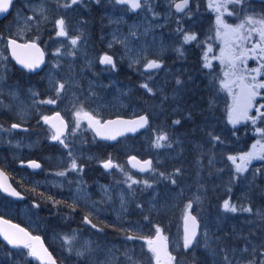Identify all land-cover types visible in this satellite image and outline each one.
Masks as SVG:
<instances>
[{
  "label": "rangeland",
  "instance_id": "374dc122",
  "mask_svg": "<svg viewBox=\"0 0 264 264\" xmlns=\"http://www.w3.org/2000/svg\"><path fill=\"white\" fill-rule=\"evenodd\" d=\"M176 1H143L141 9L133 13L129 4L116 0H79L76 4H71V0H16L0 26V111L6 112L11 121L6 125L0 120V166L16 179H21L20 175L27 178L19 169L22 156L33 151L40 153L50 146L41 142L46 137L45 129L40 131L42 137L39 127H33L37 136L31 140V132L22 136L11 129L12 124L26 126L33 121L42 126L44 118L57 110L69 115L75 125L62 138L63 144L47 133L49 141L59 146L46 158L55 165L56 160L62 163L66 156L83 155L81 137L88 136L87 130L80 128H85L87 119L81 115L77 127L78 111L100 120L140 115L150 120L149 128L139 136L122 139L112 148L103 146L102 154L89 156L97 157L98 162L111 159L116 167V174L106 178L109 185L101 188L110 207H89L86 203L108 219L104 223L107 235L97 242L92 232L51 228L48 242L58 264H156L146 241L156 239L157 228L173 257L170 264H206L207 257L208 264H245L244 258L232 259L237 249L248 248L241 244L248 243L260 228L259 221H264V207L258 206L264 193V159L260 158L264 156V117L260 115L264 113V89L258 90L260 94L253 101H257L256 108L248 111L250 118L233 124L229 114L232 94L239 91V82L231 83L236 78L224 75L229 71L220 59L225 48V29L217 24V16L232 27L245 23L247 17L262 19L264 0H243L241 4L223 0L226 7L219 12L210 6L218 0H192L183 15L173 11ZM66 4L71 6L65 7ZM92 4L105 20L97 22V27L93 25L95 17L87 14L94 13ZM60 19L65 21L66 36L57 34L56 22ZM249 27L245 23V35ZM186 34L195 35L196 39L186 43ZM9 38L33 41L43 48L46 63L34 75L37 78H26L24 83L15 80L17 69L6 49ZM72 39L77 40L75 45ZM91 39L97 43L92 53L87 50ZM258 40L253 34L250 41L237 43L250 49ZM105 55L112 57L115 67L100 62ZM152 60L164 65L145 72ZM261 63L264 61L258 54L250 53L236 69L237 76L244 74L250 79V70ZM55 77L61 80L57 82ZM29 80H34V84ZM257 80L264 82V74ZM39 81L43 86L38 85ZM60 82L69 86L60 90ZM222 82H228L231 91ZM48 100L55 103H46ZM6 113L0 112V119ZM177 120L180 123H174ZM77 133L80 136L74 138ZM162 134L167 140H161L162 146L156 147ZM250 152L255 153L254 158L245 164L243 172H237L228 157L239 158ZM132 156L151 160L152 170L144 174L130 168L127 159ZM33 174L29 172L30 179L39 183ZM51 177L49 170L43 174V179ZM47 181L53 186L59 184L57 180ZM78 184L73 189L75 196L87 200L90 192L81 189V180ZM225 200L234 204L237 211H225ZM97 203L102 204L100 199ZM243 208L251 211H242ZM37 209L33 199L22 203L0 194V216L10 221L23 222L37 230L41 218ZM53 209L57 212L59 206L54 205ZM189 216L201 224L198 238L185 249L184 223ZM225 225L230 228L226 248L219 235ZM29 251L11 250L0 242V264H38L30 258ZM250 258L248 264L257 261V255Z\"/></svg>",
  "mask_w": 264,
  "mask_h": 264
},
{
  "label": "flooded vegetation",
  "instance_id": "af4514ba",
  "mask_svg": "<svg viewBox=\"0 0 264 264\" xmlns=\"http://www.w3.org/2000/svg\"><path fill=\"white\" fill-rule=\"evenodd\" d=\"M84 1L87 2L89 0H84ZM93 6L94 5L92 4V10H93ZM84 14L85 12H82V16H84ZM87 14L91 15L90 18L95 17V24L93 22V25H95L96 27H97V22H99L100 20L105 21L103 20L104 17L102 18V16L96 13L95 11L94 13L87 12ZM226 20H227V16H226ZM107 28L109 29L108 25ZM91 32H93V29L91 30ZM104 33H106V31H104ZM94 43L97 44L92 39L88 42L89 49L87 50H89L90 53H92V51L95 50ZM112 49H116V47ZM158 63H161L160 68L164 65L162 62H158ZM29 77H35V76L29 75ZM56 80L58 82L61 80V78L57 77L56 79L55 77V81ZM104 81H106V79H104ZM20 82L24 83L23 79ZM29 82L34 84V80H29ZM59 84H61V82ZM64 86L67 87L69 85L65 83ZM256 103L257 101H255V103L253 104L251 110H254L256 108ZM54 114H60L63 120L65 121L66 130L64 134L61 136V139L62 138L65 139L71 133L72 127L75 124L72 123L71 117L65 114L62 110H57L56 113ZM64 114L66 116H63ZM95 119L99 120L101 124H103L106 120H108V119L100 120L98 118ZM86 121L87 122L85 128H80L82 130H87L86 134L88 136V138L81 137V145L84 147L83 155L81 157L80 155L66 156L63 159L62 163L56 160L55 165L47 161L46 158H48L53 152L59 149V146L51 143L47 138L48 137L47 133H49L51 136H54L59 131L56 128V126L51 122H45V120L42 122V126L38 122L37 124L33 123V121H29L26 124V126L17 124L21 128H25L27 130L26 132L20 130L16 132H18L22 136H24V134L29 135L31 132V137H30L31 140L33 139V136H37V133H34L32 131L33 127L34 128H36L37 126L39 127L38 132L42 137L44 136L40 131L45 129L46 133L44 135L46 137L42 138L41 142L44 145L48 144V146L50 147L45 151L41 149L40 153L38 151H33L26 156H22L21 158L22 160L19 164V169L21 174L25 173L27 175V178H24L22 177V175H20L21 179H17L16 189L23 196V200L19 202L26 203L30 199H33V207L38 208L37 212L41 217L38 229L36 230L29 226H26L23 222H14V221L12 222L27 229L32 235L41 237L45 242L46 247L52 253L53 256L55 250L48 242L51 228L52 229L54 228L56 230L60 227H63L61 229L64 230L75 228V229H79L82 234L92 232L95 235V240L97 242L102 241L104 236L107 235L105 233L106 225L104 223L107 222L108 219H105L102 215H99L97 208L95 207L88 208V206L91 207L93 206V204H96L97 206L110 207L111 204H109V202L105 200L101 194V188L103 185H109L110 182L106 178L109 177L112 173L116 174V167H112L109 171H105L103 169V165L108 160L105 162L102 161L98 162L97 157L90 159L89 156L95 153L102 154L103 146L105 148H112L122 139L116 143L101 142L97 139L94 133V127H90L88 120ZM78 136H80V133H77V136H75L74 138H78ZM127 138L128 137L123 139H127ZM31 160L37 161L41 165L39 171H31L24 167V164ZM73 161H75L76 168L72 167ZM113 165H115V163H113ZM1 168L8 174L7 170H5L3 167ZM81 168H82L81 172L78 173V171ZM47 170H49V173L51 172L52 177L43 179V174H46ZM29 172L34 173L32 175L33 176L32 178L37 177L34 178V180H38L39 183L36 184L35 181L30 179ZM55 173L58 174L57 177L54 176ZM59 173H64V174L60 175ZM47 179H50L52 181L57 180L59 186L58 185L53 186L51 182L47 181ZM79 180L82 181L81 189L83 191L90 192V197L87 200H84L82 196L76 197L73 192V189L78 187ZM98 199L101 200L102 204L97 203ZM86 203H88V206L86 205ZM54 205L59 206L58 210L55 209V211L57 212H54V209L52 210V206ZM258 206L264 207V193H262V195L260 196V202L258 203ZM109 214L110 216L112 215L110 210H109ZM85 217H87V221H90V223L86 222ZM93 225H95V227H93ZM259 226L260 228L257 229V233L255 235L250 236V241L244 245L241 244V247H248V248L242 251H239L237 249L232 260H235L236 258H241V259L244 258L245 264H248L249 259H251L250 257L257 255V261H255L254 264H264V221L263 220L259 221ZM252 246H255V248H252ZM236 247H238L237 244Z\"/></svg>",
  "mask_w": 264,
  "mask_h": 264
},
{
  "label": "snow or ice",
  "instance_id": "6c2138e0",
  "mask_svg": "<svg viewBox=\"0 0 264 264\" xmlns=\"http://www.w3.org/2000/svg\"><path fill=\"white\" fill-rule=\"evenodd\" d=\"M12 0H0V13L8 11V8L11 4ZM79 0H71V4H76L78 3ZM117 3L121 4H130L132 9H137L141 7V0H116ZM243 0H227V3H234V4H241ZM188 5V0H182L181 3H176L175 8L178 12L183 11ZM71 5L66 4L65 7H70ZM211 7H214L217 12L220 11L221 8L226 7L225 3L223 0H218V2H214L213 4L210 5ZM231 15V13H229ZM57 26L59 28L58 35L60 36H66L67 32L65 30V21L63 19L58 20ZM245 23L247 25H250L247 29V34L245 35L244 29H245ZM241 23L237 25L236 27H232L230 25L224 24L223 20L220 18V16H217V24L220 25L225 29L223 33V38L225 42V48L222 49L221 51V62L226 63L228 65L229 71H226L224 75L226 77H235V80H232L231 83H238L239 91L236 93H233V105H232V110L229 114V119L230 121L235 124L238 123L240 119H248V111L253 107V101L257 95H259V89H264V82L258 81L257 77L262 73V69H264V63H261L258 68H254L250 70V79L249 76L241 74L237 76L236 69L238 68L239 65L244 64L245 59L249 57V54L251 53L253 56L259 55L261 61H264V18L256 20L254 17H247L246 22ZM253 34H256L259 37V40L250 48V49H245L242 43H237V41L243 42V41H250L251 37ZM196 36L195 35H188L186 34L184 36L185 42H189L191 40H195ZM71 43L75 45L77 43L76 39H72ZM9 45L12 48V55L17 59V61L21 64L24 65V67L29 68V69H34L35 67H38L37 62L33 63H26L24 60L20 58V56L17 54V49L19 48H28V47H35V44L31 45H19L16 43L15 40H10ZM211 50V49H209ZM103 64H108L112 65L115 67L113 63V59L111 56L105 55L101 61ZM161 65L155 61H149L146 65L148 69H156L159 68ZM206 67H210V64H206ZM254 73V75H252ZM179 83V81H177ZM223 87L229 88L230 89V84L228 82H222ZM144 88L148 89V91H151L150 88H148L147 84L142 85ZM64 85L60 84L59 89L63 90ZM46 103H55L54 100H48ZM261 107H264V105H261ZM259 112V108L257 109ZM83 115L84 118H86L89 122L90 127H95L97 131V135H101L106 139H115L116 135L123 134L122 132L118 131L115 134H109L105 135V132L108 130L110 125H116V124H121V125H131L130 127H127L126 131H136L137 127H144L147 123L148 120L146 117H140L139 120L137 121H108L106 124H101V122L97 119H95L94 116L89 114L88 112H82L78 111L76 113L77 116V127H79V118ZM262 117H264V113H260ZM45 122L49 121L48 117H45ZM253 122H255L253 120ZM174 123H180V121H174ZM13 128L18 127V125L13 124ZM63 135L62 132L58 131L52 138L54 140H58L60 143H64L63 140L61 139V136ZM218 139V138H216ZM161 140H167L166 135H160L157 138L156 147H161L162 145L160 144ZM259 143V142H258ZM67 147V145H65ZM256 146L254 145L253 148ZM262 149H264V146H261ZM255 153L250 152L245 154L244 156H241L239 158L235 156H229L228 159L232 161L233 164L236 165V171L237 172H243L245 170V164L249 162L252 158H254ZM261 159H264V156L260 157ZM132 161H136L135 157L131 158ZM237 159L240 160V163H237ZM136 164H139L138 161H136L133 166L135 167ZM30 167H35L38 168L40 167L39 164H36L35 162H32ZM151 166V161H145L144 165L140 168L141 171L146 170L148 167ZM73 168H76L75 161H73L72 164ZM104 167L106 169L115 167L113 165L111 159H109L107 162L104 163ZM60 175H63L64 173H59ZM2 175V173H0ZM135 183V181H133ZM0 188H2L4 191L9 192L10 195L14 196H19L20 194L15 191V189H11L10 185H5V184H0ZM188 207H191V205H188ZM223 208L225 211H230V212H236L237 208L234 204H232L229 200H225L223 203ZM242 211H251L250 208H243L241 209ZM86 222L87 217H85ZM191 220L193 222V227L191 229L185 228V235H184V248L188 249L192 246L195 237H196V231H195V218L191 217ZM0 224L7 225L8 228H0V235L3 236V238L11 244L13 247H24L30 249L29 255L35 256L38 259L43 260L44 257H42L36 250V248L30 243L32 240H39V237H30L28 233H26L23 229L18 228L16 225H11L8 221L6 220H0ZM95 227V225H93ZM9 229H15L16 231L11 232ZM129 239H134L136 237L129 236ZM165 238H163L160 235V230L157 228V237L156 239H148L147 245L149 248V251L154 254L156 264H170V262L173 260V257L167 252V245L164 243ZM158 241L160 243H158ZM46 253V250H44ZM163 253V259H162V254ZM47 264H55L54 261H52L51 256L49 255L47 257Z\"/></svg>",
  "mask_w": 264,
  "mask_h": 264
},
{
  "label": "water",
  "instance_id": "95a60500",
  "mask_svg": "<svg viewBox=\"0 0 264 264\" xmlns=\"http://www.w3.org/2000/svg\"><path fill=\"white\" fill-rule=\"evenodd\" d=\"M16 0H12L9 8H8V11L6 12H3V13H0V21L4 20L10 13L11 11V7H12V4L15 2ZM143 0H141L142 2ZM145 1V0H144ZM182 0H179L177 2L174 3L173 5V10L175 13L179 14V15H182L184 14L187 9L190 7L191 5V0H188V5L187 7L183 10V11H180L178 12L175 8V4L176 3H181ZM129 8L130 10L133 12V13H137L138 10L141 8H137V9H132L130 4H129ZM10 40H15V39H9L8 42H7V50H8V53H9V56H10V59L11 61L13 62V64L15 65L16 68H18L19 70L23 71V72H26L28 74H37L39 73L40 71H42L44 65H45V55H44V52H43V49L41 48V46H39L37 43L35 42H32V41H28L26 43H21L17 40L16 43L19 44V45H31V44H35V47H28V48H19L17 49V54L20 56V58L22 60H24L26 63H33V62H37L38 63V67H35L34 69H29V68H26L24 67L23 64L19 63L17 61V59L15 57H13L12 55V48L11 46L9 45V41ZM161 65V63H159ZM160 68V67H159ZM157 69V68H156ZM154 69H148L147 67H145V72H149V71H152ZM146 117L147 120H148V117L146 115H140V116H137V117H133V118H124V117H115L113 119H108L106 120L103 124H106L108 121H128V122H131V121H137L139 120L140 117ZM48 122H51L53 123L56 128L62 132L64 134L65 130H66V125H65V121L63 120V118L61 117L60 114H53L52 116L49 117V121ZM102 124V125H103ZM17 125V124H16ZM131 125H121V124H116V125H110L108 130L105 132V135H109V134H115L116 132L120 131L122 132L123 134H120V135H116V138L115 139H106L104 138L103 136L101 135H97V131H96V128L94 127V133L97 137V139L101 142H106V143H116L118 142L120 139L122 138H126V137H136L138 136L141 132H143L147 127H148V123L144 126V127H137L136 131H126L124 129H126L127 127H130ZM11 128L13 130H20V131H23V132H26L27 129L25 128H21L20 126L16 127V128H13L12 125H11ZM132 157H130L128 159V164L129 166L132 168V169H135L139 172H142V173H148L150 172L151 168H152V164L150 167H148L146 170L144 171H141L140 168L144 165V162L143 160H141L140 158L138 157H135L136 158V161L139 162V164H136V166L134 167L133 164L136 163V161H132L131 159ZM146 161H150V160H146ZM32 162H35L36 164H39L37 161H34V160H31V161H28L24 164V167L26 169H29L31 171H39L40 168H41V165L40 167L38 168H35V167H30L29 165L32 163ZM103 169L105 171H109L111 168H108L106 169L103 165ZM0 173H2V175H0V184H5V185H10V188L11 189H15L16 192L19 193V191L12 185L11 181H10V178H9V175L0 167ZM0 194L2 196H5V197H10L12 199H15V200H23V196L20 194L19 196H14V195H10L9 192H6L4 191L2 188H0ZM191 217L193 216H189L185 223H184V229L187 227L189 229H191L193 227V222L191 220ZM195 218V217H194ZM0 220H6L8 221L11 225H16L18 226V228L20 229H23L26 233H28V235L30 237H38V236H33L32 234H30V232L23 228L22 226L16 224V223H13L3 217H0ZM0 228H8L7 225H3V224H0ZM9 231L11 232H14L16 231L15 229H9ZM195 231H196V237H195V240L197 239L198 235H199V222L198 220L195 218ZM194 240V241H195ZM0 241L3 242L5 245H7L10 249H16V248H19V247H13L11 244H9L4 238L2 235H0ZM30 243L36 248L37 252L42 256L44 257L43 260L41 259H38L37 257L35 256H31V259L33 261H36L38 264H47V257L50 255L51 256V259L52 261L55 262V264H58L57 261L55 260V258L53 257V255L51 254V252L47 249L46 247V244L45 242L39 237V240H32L30 241ZM22 247V246H21ZM44 250H46V253L44 252ZM190 264H194V263H190Z\"/></svg>",
  "mask_w": 264,
  "mask_h": 264
},
{
  "label": "trees",
  "instance_id": "16d2710c",
  "mask_svg": "<svg viewBox=\"0 0 264 264\" xmlns=\"http://www.w3.org/2000/svg\"><path fill=\"white\" fill-rule=\"evenodd\" d=\"M3 25V21H0V26H2ZM94 32H95V30H93ZM16 68V67H15ZM17 69V68H16ZM18 72V73H17ZM17 72L14 74V78H16L15 80H24V79H26V78H31V77H29V75L28 74H26V73H24V72H22V71H20V70H18L17 69ZM38 76H35L34 78H37ZM38 85H41V86H43V82L42 81H39V83H38ZM1 113H6V112H4L3 110H1L0 111ZM2 116H1V121L4 123V124H6V125H9L10 124V116L6 113V114H1ZM184 128H187V125H184ZM8 172V174H9V176H10V179H11V181H12V183L14 184V182H16V184H14V186L16 187L17 186V179L15 178V175H13L12 173H10L9 171H7ZM213 208V207H212ZM229 233H230V228L227 226V225H225V227L224 228H220V230H219V235L221 236V238H222V241H223V243H224V248H226L227 247V238H228V236H229ZM201 261V260H200ZM205 263L206 264H208L209 263V259H208V257L206 258V261H205ZM197 264H199V263H197Z\"/></svg>",
  "mask_w": 264,
  "mask_h": 264
},
{
  "label": "bare ground",
  "instance_id": "6f19581e",
  "mask_svg": "<svg viewBox=\"0 0 264 264\" xmlns=\"http://www.w3.org/2000/svg\"><path fill=\"white\" fill-rule=\"evenodd\" d=\"M46 18H47V17H46ZM79 22H80V23H82V22H83V20H80ZM82 24H84V23H82ZM80 37H81V36H80ZM189 67H190V66H189ZM8 162H9V161H8ZM180 167H181V166H180ZM193 176H194V175H193ZM50 227H51V226H50Z\"/></svg>",
  "mask_w": 264,
  "mask_h": 264
}]
</instances>
